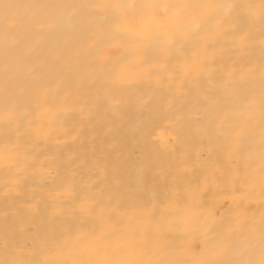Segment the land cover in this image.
Returning a JSON list of instances; mask_svg holds the SVG:
<instances>
[{"label": "bare ground", "instance_id": "obj_1", "mask_svg": "<svg viewBox=\"0 0 264 264\" xmlns=\"http://www.w3.org/2000/svg\"><path fill=\"white\" fill-rule=\"evenodd\" d=\"M4 2L78 5L117 0ZM54 11L65 17L64 22L54 29L43 25L34 30L9 60L7 75L28 113L21 131L39 132V138L21 136L19 163L6 166L12 161L5 157L16 153L12 145L6 149L3 140L6 37L0 8V258L6 234L27 245L37 233L60 231L82 219L86 227L103 231L138 229L148 234L154 248H164L163 240L155 241L161 229L164 234L175 229L179 202L183 212L174 233L177 248H164L159 256L193 264L201 256L197 232L206 223L223 220L227 226L235 215L258 219L264 214L258 187L236 205L225 199L218 191L223 185L213 179L236 164V158L228 160L221 149V126L250 131L244 156L252 154L253 169L261 163L260 110L258 103L254 110L248 107L249 96L259 98V72L251 80L239 79L259 65L258 43L245 52L234 48L230 39L207 49L193 46L178 59L160 61L167 67L157 72L124 48L102 42L105 25L99 21V9L91 16L72 8ZM17 38L13 32L7 40L11 44ZM205 57L213 62L205 66ZM108 68L116 69L124 80L137 82L122 90L118 109L102 98L100 85ZM205 68L210 75L200 74ZM249 115L255 117L251 129ZM240 167L243 175V162ZM17 180H21L18 188ZM69 184L81 197L95 196L110 203L112 219L107 220L105 210L101 222L99 209L95 216H81V201L65 190ZM129 193L142 195L132 199ZM145 258H151V253Z\"/></svg>", "mask_w": 264, "mask_h": 264}, {"label": "snow or ice", "instance_id": "obj_2", "mask_svg": "<svg viewBox=\"0 0 264 264\" xmlns=\"http://www.w3.org/2000/svg\"><path fill=\"white\" fill-rule=\"evenodd\" d=\"M0 8L3 9L2 27L6 37L3 49L6 73L2 91L3 140L5 148L12 145V151L16 153L5 157L6 161H12L6 166L19 163L17 141L21 136L27 134L39 138V132L21 131L28 113L23 110V101L14 91L13 79L7 75L13 50L41 26L47 25L49 29L59 27L65 17L54 10L72 8L82 16H91L99 9V21L105 25L101 29L102 42L124 48L128 55L137 57L140 64L153 66L157 72L167 67L160 61L178 59L185 49L193 46L207 49L221 40L230 39L234 48L245 52L258 43L261 53L259 65L250 67L247 74H240L239 79L251 80L253 73L259 72V98L257 101L255 96H249L248 107L254 110L258 103L260 110L258 148L261 163L258 169H253L252 154L249 152L244 156V141L251 135L250 131L241 133L234 127L221 126L218 132L221 149L227 153L228 160L235 157L236 164L213 179L223 185L218 187V191L225 195V199L236 205L243 203L257 187L259 195L264 197V0H117L78 5H20L0 0ZM13 32L18 38L10 44L7 37ZM211 62L213 58L209 57L202 61L205 66ZM106 72L108 75L100 85L104 89L102 98L113 109H118L123 103L122 90L134 87L137 82L122 79L114 68H108ZM200 74L210 75L211 72L205 68ZM254 119V115L248 116L249 129L255 126ZM242 162L243 175L240 174ZM233 172L235 175L230 176ZM20 183L21 180H17L15 186L18 188ZM65 190L72 199L81 201V216H95L99 209L101 222L105 219V210L107 220L112 219L114 210L110 203L95 196L81 197L71 184ZM127 195L135 199L142 194ZM182 212L178 202L174 210L178 218L175 229H170L169 234H164L161 229L162 235L156 244L163 240L164 248H177L174 233L180 228ZM196 239L201 256L193 264H264V214L258 219L235 215L227 226L223 220H212L204 225L202 231L198 230ZM164 248H154L148 234L138 229L103 231L86 227L82 219L60 231L37 233L27 245H21L6 234L0 264H178L177 261L160 258ZM150 253L151 258L146 259Z\"/></svg>", "mask_w": 264, "mask_h": 264}]
</instances>
